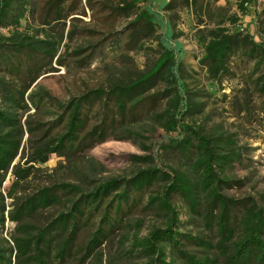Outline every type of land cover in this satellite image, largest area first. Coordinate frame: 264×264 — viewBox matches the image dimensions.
Wrapping results in <instances>:
<instances>
[{"label":"trees","instance_id":"16d2710c","mask_svg":"<svg viewBox=\"0 0 264 264\" xmlns=\"http://www.w3.org/2000/svg\"><path fill=\"white\" fill-rule=\"evenodd\" d=\"M110 1L113 10L131 18L128 30L118 32L125 33L122 50L152 51L154 56L138 66L123 52L124 69L110 71L105 84L61 100L35 81L42 73L56 71L53 64L64 66L67 56L78 67H87L99 44L69 50L72 30L64 42L63 30L60 34L27 22L21 27V21L33 12L32 0H0V29L9 31L0 33V173L10 168L23 149L25 133L27 162L43 163L51 153L83 152L112 134H122L148 149L140 140L161 129L168 139L160 149L176 158L175 165L163 169L153 164L150 155L137 156V162L145 166L130 176L110 177L90 189L57 182L13 199L9 206L0 178V264H63L72 256L81 228L90 225L92 231L76 262L86 264L108 236L122 227L123 207L135 206L153 186L155 193L147 195L145 206L161 212L165 222L136 239V248L146 258L144 264H264V205L252 197L234 198L223 192L236 183L225 170L240 159L242 147L232 134L198 119L212 91L191 84L196 71L162 43L153 14L139 7V0ZM182 2L192 12L202 7L208 12V6L219 0ZM256 4L257 0H236L242 13L250 6L257 10ZM165 7L174 9L170 1ZM214 8L222 21L196 32L198 63L205 77L213 88H221L224 79L235 76L234 59L255 62L259 72L252 84L264 105V40L239 26L237 13L228 15L230 24L225 25L224 6ZM49 10L62 20L74 14L76 1L67 5V0H50ZM255 12V33L263 35L264 8ZM24 112L29 113L23 119ZM38 114L42 118H33ZM27 170L14 167L12 186L28 175ZM174 195L184 201L187 216L198 220L208 235L180 230ZM53 205L63 209L43 224L28 220L39 209ZM6 220L14 224L10 233L5 231Z\"/></svg>","mask_w":264,"mask_h":264},{"label":"rangeland","instance_id":"374dc122","mask_svg":"<svg viewBox=\"0 0 264 264\" xmlns=\"http://www.w3.org/2000/svg\"><path fill=\"white\" fill-rule=\"evenodd\" d=\"M49 1L32 0L33 12L29 14L28 20L21 21V27L27 22L33 28L44 27L46 30L58 31L60 34L63 30L64 42L67 41L65 34L72 30L68 41L69 50L81 44H99L92 62L87 67H78L73 63V57L67 56L64 66L53 64L57 67L56 71L42 73L35 81L57 98L67 100L88 88L105 84L110 71L124 69L123 59H120L123 52L130 54L138 66L144 63L145 58L151 60L154 56L152 51L128 53L122 50L125 33L118 32L128 30L131 18L113 10L111 7L113 3L110 0H92L89 4L86 0H75L74 14L62 20H57L56 13L49 10ZM71 1L73 0H67V5ZM169 1L174 6L172 10L165 7ZM219 5L224 6L221 13H226L223 16L225 25L230 24L227 16L237 13L239 26L252 33L257 40L259 38L264 40V34L255 33V11L258 10L254 11L250 6L247 13H242L236 8V0H222L220 4L219 2L211 3L208 6V12H204L203 7L201 11L192 12L183 6L182 0L138 1L139 7L146 8L153 14L162 43L174 51L177 59H183L186 66L196 71L192 75L191 84L203 90L212 91L213 95L206 99L207 107L203 113L204 117L200 116L199 121H204V124L208 126L216 125L226 134H232L237 145L242 147L240 159L225 170V174L236 183H232V187L224 189L223 192L234 198L252 197L259 204L264 205V105L252 84L259 68L254 66L255 62L234 59L231 62V68L235 76L224 79L221 88L219 86L213 88L210 80L205 77L204 68L198 63L200 50L196 42L197 29L205 25L213 26L222 21L221 15L214 8ZM245 15L252 16V21L245 20ZM8 32V29H0V33ZM118 40L121 43L119 47L115 44ZM149 43L155 42L153 40ZM29 112L32 113L33 109ZM27 113H23V119ZM38 116L40 115L33 118ZM112 135L114 136H109L104 142L83 152L74 153L67 149L63 152L51 153L46 162L40 163L27 162L29 144H27L28 134L25 133L22 140L23 149L19 151L10 168L0 173L1 190L6 204L9 206L16 198L27 196L39 187L57 182L76 183L82 188L90 189L98 182L110 177L130 176L137 167L145 166L144 163L137 162V156L150 155L154 159L153 164L163 169L175 165L176 158L160 149V144L168 139V134L161 129L146 133L147 139L140 140L149 147L148 149L124 138L122 134ZM15 166L27 168L28 175L19 180L17 185L12 186L15 179L13 174ZM155 189L156 187L153 186L140 195V202L135 206L123 207L122 227L108 236L106 241L86 260V264H144L146 262V258L136 248V239L146 235L152 227L163 225L165 222L161 212H155L145 206L147 195L154 194ZM172 199L179 211L180 230L193 234L200 233L202 236L208 235L209 232L198 220H191L187 216V206L184 201L175 195ZM61 209L63 207L60 205L39 209L28 220L43 224ZM13 227L14 224L6 220L5 231L10 233ZM91 231L90 225L81 228L75 239L73 254L63 264H76L81 255L79 251L84 247Z\"/></svg>","mask_w":264,"mask_h":264},{"label":"crops","instance_id":"0c3cea01","mask_svg":"<svg viewBox=\"0 0 264 264\" xmlns=\"http://www.w3.org/2000/svg\"><path fill=\"white\" fill-rule=\"evenodd\" d=\"M220 1L222 2V0H219V4H220ZM257 10L259 11L261 8H264V0H257ZM244 19L245 20H248L249 22L252 21V16L250 15H245L244 16ZM254 24V23H253Z\"/></svg>","mask_w":264,"mask_h":264}]
</instances>
